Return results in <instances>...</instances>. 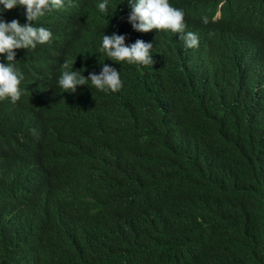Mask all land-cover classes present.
I'll return each instance as SVG.
<instances>
[{
    "label": "trees",
    "instance_id": "trees-1",
    "mask_svg": "<svg viewBox=\"0 0 264 264\" xmlns=\"http://www.w3.org/2000/svg\"><path fill=\"white\" fill-rule=\"evenodd\" d=\"M172 1L197 47L134 30L128 0L34 21L52 40L18 51L22 96L0 102V264H264V0ZM125 24L153 65L63 92L61 64L89 76ZM36 164L54 171L32 192L48 217L12 228L1 191Z\"/></svg>",
    "mask_w": 264,
    "mask_h": 264
},
{
    "label": "clouds",
    "instance_id": "clouds-1",
    "mask_svg": "<svg viewBox=\"0 0 264 264\" xmlns=\"http://www.w3.org/2000/svg\"><path fill=\"white\" fill-rule=\"evenodd\" d=\"M131 12L129 22L136 31L148 32L171 31L184 33L180 38L186 47H197L198 37L187 29L183 10L172 0H128ZM65 7L64 0H0V54H6V60L0 62V102L15 103L22 96L20 88L22 74L15 67L18 51L35 49L37 45L51 42L52 33L36 24L46 11ZM100 12L107 11V0L98 4ZM9 12V16L3 13ZM207 24V17L202 18ZM185 28L187 33H185ZM131 33L128 25L115 29L102 36L100 52L104 61L93 67L94 72L85 77L80 71L70 70V61L65 60L60 66L58 87L63 92L74 93L78 85L94 86L100 92L115 93L122 87L116 62L129 64L153 65L152 44L137 39L130 44ZM153 50V49H152ZM89 86V85H88ZM35 134V130H33ZM42 184L55 185L54 171L45 164H36L24 172L18 180L6 186L2 197L7 204L6 219L12 228L41 224L48 216L32 192Z\"/></svg>",
    "mask_w": 264,
    "mask_h": 264
}]
</instances>
